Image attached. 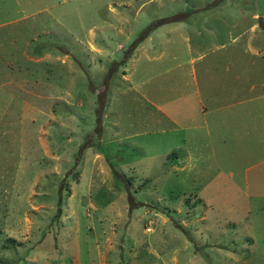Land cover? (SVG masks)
Listing matches in <instances>:
<instances>
[{"label":"rangeland","instance_id":"rangeland-1","mask_svg":"<svg viewBox=\"0 0 264 264\" xmlns=\"http://www.w3.org/2000/svg\"><path fill=\"white\" fill-rule=\"evenodd\" d=\"M0 264H264V0H0Z\"/></svg>","mask_w":264,"mask_h":264}]
</instances>
